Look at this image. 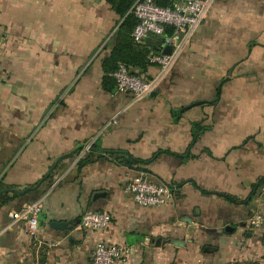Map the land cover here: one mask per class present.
Masks as SVG:
<instances>
[{"label":"crops","instance_id":"0c3cea01","mask_svg":"<svg viewBox=\"0 0 264 264\" xmlns=\"http://www.w3.org/2000/svg\"><path fill=\"white\" fill-rule=\"evenodd\" d=\"M123 21L105 0H0V183L24 191L42 181L0 208V264H91L99 243L128 248L129 264H264V224L248 222L264 213V0H215L196 50L163 76L136 71L160 76L138 101L113 79L104 85ZM134 44L159 52L161 40ZM138 170L174 202L135 203L124 189ZM36 202L33 238L10 214ZM87 212L112 223L86 230Z\"/></svg>","mask_w":264,"mask_h":264},{"label":"built area","instance_id":"2783aa9c","mask_svg":"<svg viewBox=\"0 0 264 264\" xmlns=\"http://www.w3.org/2000/svg\"><path fill=\"white\" fill-rule=\"evenodd\" d=\"M212 0H171L169 7L159 6L155 0H136L130 9V14L137 23L132 31V39L136 44H143L151 38L161 40L160 51L148 55L151 66H158L161 75L167 74L174 66L184 47L205 21L206 13ZM167 32H171L167 35ZM171 47L170 54L164 50ZM149 78L145 74H134L125 63H119L112 74L117 92L130 95L138 101L150 97L159 81ZM84 148V153L90 150ZM264 194V186L261 188ZM125 193L130 195L135 203L143 207H161L173 203L174 191L166 184L150 180L143 170L125 185ZM42 206L40 202L26 205L16 213L10 214L13 220H20L27 224L31 237L39 235L40 216ZM249 225L258 228L264 224V213H256L249 219ZM112 223V216L105 212H87L82 217V227L86 230L100 231L108 228ZM8 229L0 231V237ZM130 251L125 246L99 243L91 257V264H129Z\"/></svg>","mask_w":264,"mask_h":264},{"label":"trees","instance_id":"16d2710c","mask_svg":"<svg viewBox=\"0 0 264 264\" xmlns=\"http://www.w3.org/2000/svg\"><path fill=\"white\" fill-rule=\"evenodd\" d=\"M112 9L122 18L124 19L123 23L120 26V30L116 40V46L107 61L104 62V85L112 81L113 77L112 74L116 70L119 63H125L129 67H131L134 74L137 72L146 71L150 65L148 61V55L151 51L144 46L135 45L132 39V31L137 23V20L133 15L130 14V9L135 3L136 0H105ZM156 3L161 7H169L172 5L171 0H155ZM171 32H167V35H170ZM137 71V72H136ZM111 74V77H110ZM114 80V79H113ZM219 98V95L217 99ZM217 99L212 102H208V104H215ZM207 103V102H204ZM198 103V104H204ZM196 104H192L189 107H184L181 110H187L188 108L195 106ZM195 127V125H194ZM205 129V128H203ZM195 137V136H194ZM83 148L77 149L76 152L64 157L63 159L72 158L75 154L80 152ZM107 155H115L116 152L114 151H105ZM62 159V160H63ZM89 160L83 159L79 163V167H83L88 164ZM149 161H144L143 163H148ZM48 179H51L49 176ZM260 185H264V181L260 183ZM0 208L4 205L10 203V201L20 197V193L15 191H10L8 187L2 188L0 185ZM206 193V192H204ZM228 200L234 201L229 196H225Z\"/></svg>","mask_w":264,"mask_h":264},{"label":"rangeland","instance_id":"374dc122","mask_svg":"<svg viewBox=\"0 0 264 264\" xmlns=\"http://www.w3.org/2000/svg\"><path fill=\"white\" fill-rule=\"evenodd\" d=\"M214 4H215V0H212V2H211V4H210V7H209V9H208V11H207V13H206V18L208 17V14L210 13V11L211 10H213V6H214ZM206 18H205V21H206ZM205 21H204V23H205ZM204 23L202 24V26L204 25ZM201 26V27H202ZM200 27V28H201ZM200 28L196 31V33L193 35V37L190 39V41L188 42V44L184 47V49L182 50V53L183 52H185L186 51V49L187 50H189V51H193V50H196V49H192L191 48V46H192V43H193V40H194V36H196L197 34L198 35H201V34H199V30H200ZM214 30H215V25L212 23V25L211 26H209L208 28H207V32L208 33H210V34H214ZM198 32V33H197ZM202 34H204V33H202ZM224 47H226L225 48V51H230L231 49H233L234 47H235V45H231V44H226V45H224ZM238 48H239V52H243L244 51V49H245V45H243V44H239L238 45ZM197 50H199V49H197ZM246 50V49H245ZM182 55V54H181ZM180 55V56H181ZM180 58V57H179ZM178 61V60H177ZM177 61H176V63H177ZM259 61V60H258ZM260 62V61H259ZM176 63L174 64V66H173V68L175 67V65H176ZM172 68V69H173ZM172 69L170 70V72L172 71ZM201 70V69H200ZM200 70H194V72L192 73V76L193 77H198V76H201V74H204V72L203 71H200ZM233 71H235V70H233ZM245 71H246V69H245ZM245 71H244V69L242 70V72H243V74H241V72H240V70H238V74L236 75V79H238V80H240V81H242V82H244L243 81V79L246 81V73H245ZM226 76H228V75H226ZM230 76V75H229ZM151 79H153V78H151ZM0 185H1V183H0ZM2 186V185H1Z\"/></svg>","mask_w":264,"mask_h":264},{"label":"water","instance_id":"95a60500","mask_svg":"<svg viewBox=\"0 0 264 264\" xmlns=\"http://www.w3.org/2000/svg\"><path fill=\"white\" fill-rule=\"evenodd\" d=\"M170 53H171V47H167L164 50V54H170ZM151 96H153V94ZM56 165H57V163L54 165V167L48 173V176L51 174V172L56 167ZM41 183H42V181H40L35 188H38L41 185ZM35 188H29V189H26L24 191H15V192H18V193H20L22 195V194H25L28 191L34 190ZM0 193H1V191H0ZM104 196H106V193H98V194H95L94 195V200H96L98 198H101V197H104ZM53 227L56 228V229H60L61 230V229H64V227H66V224L65 223H53Z\"/></svg>","mask_w":264,"mask_h":264}]
</instances>
